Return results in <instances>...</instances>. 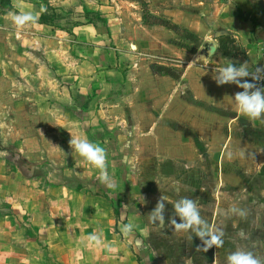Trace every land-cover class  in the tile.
I'll list each match as a JSON object with an SVG mask.
<instances>
[{
  "label": "crops",
  "instance_id": "0c3cea01",
  "mask_svg": "<svg viewBox=\"0 0 264 264\" xmlns=\"http://www.w3.org/2000/svg\"><path fill=\"white\" fill-rule=\"evenodd\" d=\"M67 1L76 19L65 0L0 8V204L12 212L0 216V264H143L104 194L144 193L155 165L182 182L183 161L194 184L209 176L199 158L215 152L224 182L238 180L237 204L250 208L253 195L264 219V113L251 118L235 99L264 98V0H144L152 24L108 0ZM21 13L36 20L18 26ZM221 41L241 50L235 82L217 84L223 70L203 52ZM72 138L105 150L107 180ZM230 157L236 169L224 167Z\"/></svg>",
  "mask_w": 264,
  "mask_h": 264
},
{
  "label": "rangeland",
  "instance_id": "374dc122",
  "mask_svg": "<svg viewBox=\"0 0 264 264\" xmlns=\"http://www.w3.org/2000/svg\"><path fill=\"white\" fill-rule=\"evenodd\" d=\"M108 1L112 4H118L123 10L138 11L144 15L145 23H155L156 17L147 11L148 4L144 0ZM67 2L69 3L65 0V15L68 19H76V14L79 13L73 7L68 6ZM129 3H132L136 9L129 6ZM71 22L74 23V21ZM181 38L183 49L190 52L186 43L188 38L184 34H181ZM193 43L195 42H192L194 46ZM240 51L229 41H221L217 47H209L203 50L206 56H216L213 66L221 70L226 69L229 64H232L236 70L237 64L233 60H237ZM171 75L175 77L179 74L175 72ZM207 158L208 161H205L204 157L203 159L199 158L197 169L203 171L208 169L209 176L193 178V182L197 181L194 184L189 183V177L184 176V173L191 168L194 169L195 166H190L188 161H183L182 165L176 167V172L183 176L182 182L175 184V176H159L155 165L154 169L149 170L151 175L142 177L143 181L141 178L139 179L144 185V193L141 191L127 193L126 185L121 184L118 186L120 192L104 194L108 195L115 207L116 217L119 221L128 219V225L132 226L128 231L130 235H128L127 240L135 247L139 261H143V264H227L228 256L238 250L250 252L254 258L264 264V219L262 215L254 217L255 213H253L254 201L258 200L252 195L250 208H244V205L237 204L238 195L241 196V193H237V178L234 176L226 177L224 182V178L219 172L221 162L217 152L208 155ZM232 158L227 159L225 163L224 167L227 169H236L239 165ZM117 163L121 164V161ZM153 172L156 174L153 175ZM224 185L228 186L225 191ZM184 199L194 203L201 223L192 224L186 229H178L177 224L187 223L181 218L177 209L178 204L183 207L182 201ZM161 201L164 205L163 209L156 215L155 219H151L150 216L156 212L157 205ZM3 205L0 204V206ZM239 208L245 214L242 213L243 215H241ZM0 213L3 214L2 216L12 215L11 209H0ZM160 216L163 217L162 222L159 219ZM251 222H256L258 225L262 222L260 226H256V232L251 230ZM198 232H210L212 235H217L223 243L209 246L207 241L211 239V236L204 235L202 237ZM246 232L253 237L247 239L246 235L244 240ZM228 234L234 235L233 239H228Z\"/></svg>",
  "mask_w": 264,
  "mask_h": 264
},
{
  "label": "clouds",
  "instance_id": "9594fccd",
  "mask_svg": "<svg viewBox=\"0 0 264 264\" xmlns=\"http://www.w3.org/2000/svg\"><path fill=\"white\" fill-rule=\"evenodd\" d=\"M15 23L18 26L24 25L26 22L35 21L36 16L32 15L31 13H21L19 15H15L13 17ZM239 75H246L243 72V66L240 72H236L232 67V64H229L226 69L223 70L221 77L217 78V84H222L226 82H235L236 76ZM238 83V82H237ZM245 89L253 87L251 84L245 83L242 85ZM236 101L238 102L239 109L244 114L248 115L251 118H258L264 113V98H262L259 94V91L252 94L251 96L248 93L241 92L237 93L235 96ZM69 145L78 153L81 157L86 159L92 165L100 169V177L101 181H105L108 179L107 172H106V153L105 150L99 147L96 144L89 142L86 139L81 138H72L69 140ZM183 207H180L179 204L177 205L178 212L182 219L186 220L187 223L177 224V228H189L192 224H199L201 223L199 213L197 211L196 206L194 203L188 199H184L182 201ZM164 205L163 202H159L157 205L156 212L153 213L150 218L155 219L156 215L163 209ZM159 219L161 222L163 221V217L160 216ZM174 222V221H173ZM131 225H127L124 227L123 231L127 233L131 229ZM199 235L202 237L204 235H210L211 239L207 241L209 246L212 244L221 245L223 242L217 235H212L209 233L198 232ZM227 264H261L260 260L254 258L250 252H245L238 250L234 253H231L227 258Z\"/></svg>",
  "mask_w": 264,
  "mask_h": 264
},
{
  "label": "trees",
  "instance_id": "16d2710c",
  "mask_svg": "<svg viewBox=\"0 0 264 264\" xmlns=\"http://www.w3.org/2000/svg\"><path fill=\"white\" fill-rule=\"evenodd\" d=\"M0 8L4 9V10H7V11L12 10V7L10 5V0H0ZM85 15H86L87 18H95L96 21H98L100 23H104L103 20L97 14H88V13H86ZM0 209L10 210V207L8 205L4 204L3 206H0ZM2 215L3 214L0 213V216H2ZM115 216H117V212L116 211H115Z\"/></svg>",
  "mask_w": 264,
  "mask_h": 264
},
{
  "label": "built area",
  "instance_id": "2783aa9c",
  "mask_svg": "<svg viewBox=\"0 0 264 264\" xmlns=\"http://www.w3.org/2000/svg\"><path fill=\"white\" fill-rule=\"evenodd\" d=\"M262 50L264 51V43H263V45H262Z\"/></svg>",
  "mask_w": 264,
  "mask_h": 264
}]
</instances>
